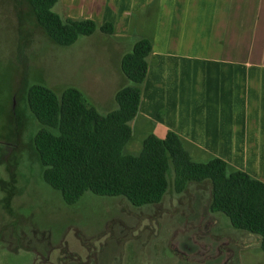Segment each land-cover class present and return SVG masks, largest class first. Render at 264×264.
I'll return each instance as SVG.
<instances>
[{
  "label": "rangeland",
  "instance_id": "1",
  "mask_svg": "<svg viewBox=\"0 0 264 264\" xmlns=\"http://www.w3.org/2000/svg\"><path fill=\"white\" fill-rule=\"evenodd\" d=\"M71 1L60 0L53 11L63 19H84L92 15L89 5L99 7L100 1L103 10L93 14L98 24V15L112 17L121 6L120 0ZM142 21V33L123 46L97 30L60 47L36 25L28 0H0V264H264L256 236L210 211L209 182L189 183L177 194L172 174L163 200L143 207L91 192L69 206L44 182L28 88L43 85L56 94L75 88L99 113L117 109L115 93L129 82L115 81L112 69L137 40L149 37L145 19L135 26ZM139 129L124 155L141 152L150 131L147 124ZM185 147L197 163L217 158ZM235 170L229 165V172Z\"/></svg>",
  "mask_w": 264,
  "mask_h": 264
},
{
  "label": "crops",
  "instance_id": "2",
  "mask_svg": "<svg viewBox=\"0 0 264 264\" xmlns=\"http://www.w3.org/2000/svg\"><path fill=\"white\" fill-rule=\"evenodd\" d=\"M118 3L114 16L98 15V25L112 24L109 36L122 45L142 33L143 21L135 22L145 19L153 44L132 131L147 124L159 139L174 131L185 145L264 182V0ZM96 4L84 19L96 21L103 3ZM123 55L112 69L115 81L125 78Z\"/></svg>",
  "mask_w": 264,
  "mask_h": 264
},
{
  "label": "trees",
  "instance_id": "3",
  "mask_svg": "<svg viewBox=\"0 0 264 264\" xmlns=\"http://www.w3.org/2000/svg\"><path fill=\"white\" fill-rule=\"evenodd\" d=\"M59 1L28 0L36 25L55 45L69 47L97 30L114 33L110 23L63 19L53 11ZM152 46L151 39L141 38L122 56L120 70L129 85L115 93L117 109L109 113H99L75 88L61 94L43 85L28 88L27 104L39 124L33 147L44 182L69 206L91 192L123 198L133 207L159 204L172 174L177 194L189 183L209 182L210 211L223 214L234 229L255 235L264 252V182L242 170L229 172L220 158L193 161L174 131L163 139L145 137L136 156L123 154L133 138L131 122L139 110Z\"/></svg>",
  "mask_w": 264,
  "mask_h": 264
},
{
  "label": "flooded vegetation",
  "instance_id": "4",
  "mask_svg": "<svg viewBox=\"0 0 264 264\" xmlns=\"http://www.w3.org/2000/svg\"><path fill=\"white\" fill-rule=\"evenodd\" d=\"M255 236V235H254ZM259 249H260V247H259Z\"/></svg>",
  "mask_w": 264,
  "mask_h": 264
}]
</instances>
